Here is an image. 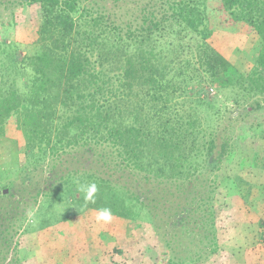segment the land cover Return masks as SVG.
<instances>
[{
	"label": "trees",
	"instance_id": "16d2710c",
	"mask_svg": "<svg viewBox=\"0 0 264 264\" xmlns=\"http://www.w3.org/2000/svg\"><path fill=\"white\" fill-rule=\"evenodd\" d=\"M225 35L253 39L251 66L214 46ZM0 139L18 157L0 264H27L24 237L101 207L142 235L89 264H244L221 231L242 247L238 200L264 193V0H0Z\"/></svg>",
	"mask_w": 264,
	"mask_h": 264
},
{
	"label": "rangeland",
	"instance_id": "374dc122",
	"mask_svg": "<svg viewBox=\"0 0 264 264\" xmlns=\"http://www.w3.org/2000/svg\"><path fill=\"white\" fill-rule=\"evenodd\" d=\"M18 30V38L22 40L29 33L30 27L26 23H21ZM252 41V38L245 39L239 36L225 35L215 38L213 44L231 60L237 69L245 70L251 66L253 59L254 51H250ZM23 52L25 53L24 50ZM231 81L230 76H224L220 79V82L226 84ZM229 111H234V108L229 106ZM244 158H246L244 154L234 156L235 162H239L237 163L238 167L245 165V162H240ZM17 160L15 144L0 139V187L10 186L15 180L18 174ZM244 178L246 179V177ZM254 196L258 199L255 209H250L239 200V205H236L237 212L240 214L239 217L244 224L249 225L242 234V236L247 235V237L240 238L243 241V246H240L241 242L234 238L233 233L228 235L225 233V229L221 231L223 234L222 251L234 254L236 260L244 264H264V241L259 238L256 239L258 228L255 221L257 215L264 219V193L259 194L255 191ZM62 210L63 207L60 211ZM96 215V212L86 211L79 216L78 222L53 225L33 236L28 237L27 235L22 241L21 255L24 260L26 259L27 264H89L99 258L107 263L109 262L107 252L116 248L127 250L136 244L137 239H130L132 230L138 237L142 235L139 227H133L126 221L107 224L97 223ZM218 219L221 228L229 227L227 208L218 212ZM87 255L90 256L91 261L87 259Z\"/></svg>",
	"mask_w": 264,
	"mask_h": 264
},
{
	"label": "clouds",
	"instance_id": "9594fccd",
	"mask_svg": "<svg viewBox=\"0 0 264 264\" xmlns=\"http://www.w3.org/2000/svg\"><path fill=\"white\" fill-rule=\"evenodd\" d=\"M80 191L84 192V200L91 201L95 203V193L98 191L97 185L95 183L88 184L86 186H81ZM113 215L112 211L108 207H101L97 210L96 222L107 224L112 221Z\"/></svg>",
	"mask_w": 264,
	"mask_h": 264
},
{
	"label": "water",
	"instance_id": "95a60500",
	"mask_svg": "<svg viewBox=\"0 0 264 264\" xmlns=\"http://www.w3.org/2000/svg\"><path fill=\"white\" fill-rule=\"evenodd\" d=\"M6 192V191H5Z\"/></svg>",
	"mask_w": 264,
	"mask_h": 264
}]
</instances>
